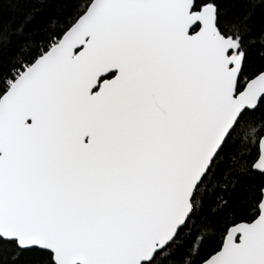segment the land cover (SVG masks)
I'll list each match as a JSON object with an SVG mask.
<instances>
[{"label": "snow or ice", "instance_id": "1", "mask_svg": "<svg viewBox=\"0 0 264 264\" xmlns=\"http://www.w3.org/2000/svg\"><path fill=\"white\" fill-rule=\"evenodd\" d=\"M0 264H264V0H0Z\"/></svg>", "mask_w": 264, "mask_h": 264}]
</instances>
